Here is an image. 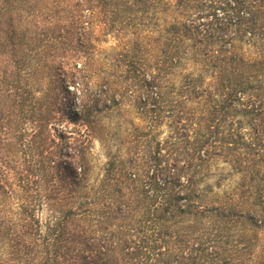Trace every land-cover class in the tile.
<instances>
[{"label":"trees","instance_id":"16d2710c","mask_svg":"<svg viewBox=\"0 0 264 264\" xmlns=\"http://www.w3.org/2000/svg\"><path fill=\"white\" fill-rule=\"evenodd\" d=\"M151 3L0 0V264H264V0H209L167 22L145 63ZM98 23L131 35L114 66L149 121L91 181L100 112L118 102L89 82ZM180 47L197 69L175 82ZM218 159L238 174L222 193L207 181Z\"/></svg>","mask_w":264,"mask_h":264},{"label":"rangeland","instance_id":"374dc122","mask_svg":"<svg viewBox=\"0 0 264 264\" xmlns=\"http://www.w3.org/2000/svg\"><path fill=\"white\" fill-rule=\"evenodd\" d=\"M208 1L189 0V3L186 5L178 7L175 4V0H152L148 11L149 21L147 24L149 27L144 29L139 37V41L143 45L142 49L137 51V53L143 54L141 61L150 62L158 55L157 49L162 40H158V34L164 24L173 20L183 21L189 17V19H192L197 15V12L202 11L207 6ZM94 34L96 39L94 40L95 54L93 57L96 59V66L101 71L94 70L91 66L90 72L93 73L90 76L89 82L95 88H98L100 85H106L109 88L106 94L116 98L118 102L111 106V108L100 112V123L105 129L102 133L103 135L99 139L93 138L90 144L88 156L91 162V181H95L101 176L103 165L106 161L107 149L114 150L118 146L120 147V151H124L125 144L121 142L125 139L127 131L135 126L144 127L149 121L148 117L139 110L136 102L138 92L133 87H127L124 83L125 80L123 81V67L117 68L114 66V59L117 53L126 48L136 49L135 44L128 40L131 35L129 33L106 32L102 23H98L95 26ZM180 50L183 51L180 56V66L183 65V68H179L180 66H178L173 71L171 80L175 82L180 78L179 71L187 70L195 72L197 69V66L190 60L192 56L191 51L184 50L183 47H180ZM165 78L170 80L168 77ZM67 87L71 91L74 90L72 84H67ZM60 94L65 101L63 105L71 111L77 112L78 97L73 96L71 92L66 90H61ZM101 105L102 103L99 104V106ZM168 123L169 121L166 118L159 120L154 127L152 126V133L158 139H163L169 131ZM64 126H66V123L61 124L62 129ZM68 126L72 127L73 125L70 122ZM207 173V181L213 184V190L218 193L228 190L238 180V174L233 172L227 163L219 159L214 160L210 164ZM217 182L220 183L218 184ZM258 235L259 239L254 246L257 256L259 253H262V250L264 251V231H258Z\"/></svg>","mask_w":264,"mask_h":264}]
</instances>
